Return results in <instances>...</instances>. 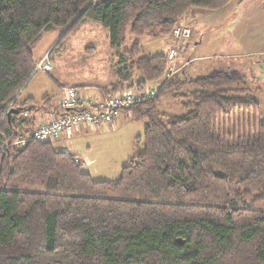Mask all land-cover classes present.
Instances as JSON below:
<instances>
[{
	"label": "trees",
	"instance_id": "trees-1",
	"mask_svg": "<svg viewBox=\"0 0 264 264\" xmlns=\"http://www.w3.org/2000/svg\"><path fill=\"white\" fill-rule=\"evenodd\" d=\"M229 1L0 0V264H264V122L246 74L168 77V53L179 46L146 53L137 39L153 27L173 39L196 9ZM84 19L110 31L112 49L126 43L128 31L136 37L120 53L117 84L101 90L158 89L121 110L114 125L74 129L116 126L121 112L144 121L116 180L93 179L75 154L56 147L63 133L28 139L47 122L26 117L37 101L19 102L37 72L34 49L44 33H64L52 52ZM187 85L199 89L179 94ZM178 94L185 113L161 110L162 98ZM43 101L42 109L60 113L52 99Z\"/></svg>",
	"mask_w": 264,
	"mask_h": 264
},
{
	"label": "rangeland",
	"instance_id": "rangeland-1",
	"mask_svg": "<svg viewBox=\"0 0 264 264\" xmlns=\"http://www.w3.org/2000/svg\"><path fill=\"white\" fill-rule=\"evenodd\" d=\"M239 13L241 14L238 10H231L229 14H219L206 21L204 18L199 19L196 15L189 16L187 24L192 27V36L180 43L175 42L173 37L170 39L159 35L158 27H153L150 33L137 39L146 53L168 52L170 47L178 45L179 55L172 65H174L175 74L181 79L184 76L186 78V74L192 78L205 76L212 70L231 69L245 73L246 84L251 89V96L261 106V120L264 122V65L262 64L260 68L257 63L256 65H254L255 62L251 63L253 59L259 58L257 54L259 49L253 47V50L248 49L250 40L261 38L264 41V25L247 20V15L246 18L242 15L239 19ZM63 34L58 30L46 31L43 39L36 45L34 50L36 62L38 63L48 55L52 69L50 71L39 70L30 78L21 92L20 104L26 99L34 98L37 101L36 104L41 106L44 98L48 97L57 107L58 102L68 94L61 90L60 84H66L70 88L101 86L106 90H112L118 82L119 71L123 68L120 53L128 49L136 39L131 31H128L126 43L117 49H112L110 31L97 21L84 19L80 30L61 39L58 46L51 52ZM197 35L198 39L205 35L203 44L198 49L195 48ZM261 54L263 60L264 54ZM190 55L193 56L192 64L186 63ZM203 55H210L208 61H196L197 56ZM210 67L213 69L206 72ZM138 76L136 73L134 77ZM163 80L164 78L157 84ZM151 87H155V83L145 87L142 91ZM194 88L196 87L193 85H187L181 89L179 94H186ZM179 94L176 97L162 98L159 104L161 110L167 113L173 111L180 112V114L185 113L184 104L179 103ZM127 114L130 116L129 113ZM240 118L238 114L228 119L227 132L230 131V126H235L241 121ZM144 129V121L129 118L128 121L124 120L122 125L116 123V126L103 125L91 130L75 132L65 137L64 143L81 161L85 163L88 159L93 161L88 165L82 164V169L89 172L93 179L116 180L121 176L123 166L129 163L135 153L136 137L143 135Z\"/></svg>",
	"mask_w": 264,
	"mask_h": 264
},
{
	"label": "built area",
	"instance_id": "built-area-1",
	"mask_svg": "<svg viewBox=\"0 0 264 264\" xmlns=\"http://www.w3.org/2000/svg\"><path fill=\"white\" fill-rule=\"evenodd\" d=\"M192 36V28L187 23L176 26L173 30V38L178 41H186ZM264 54V52H263ZM179 55L178 47H173L168 53L171 64L177 60ZM52 64L48 55L44 56L37 64L35 71H50ZM174 65H171L168 77L175 75ZM68 93L58 102L60 113L47 123L40 125L37 130L28 139L37 142H46L56 140L62 133L71 134L74 129L81 125L111 124L121 110L129 109L137 102L147 100L157 94V88H148L145 93H135L130 89L119 90L112 94H107L101 90L103 96L95 99L85 96L74 87H65ZM26 140H19L17 145H24Z\"/></svg>",
	"mask_w": 264,
	"mask_h": 264
},
{
	"label": "crops",
	"instance_id": "crops-1",
	"mask_svg": "<svg viewBox=\"0 0 264 264\" xmlns=\"http://www.w3.org/2000/svg\"><path fill=\"white\" fill-rule=\"evenodd\" d=\"M231 10H238V11L241 12V14L239 13V15H240L239 19L242 18V15L244 16V18H246V15H247V20H250L251 22H258L259 24L264 25V0H230L229 3L226 6L220 8V9H217V10L208 11V10H205V9H196L195 10V15H196V17L198 16L199 19H203L204 18L205 21H206L208 19H212L214 17H217L219 14L220 15L229 14V12H231ZM235 15H236V12H235ZM205 30H207V29H205ZM204 31H203V33H204ZM193 37H194V35H193ZM198 38H199V36L197 35V37L195 38V41H196V45H195L196 47L195 48H197V49L199 48L200 45L203 44V41L205 39V35L203 37L201 36L200 39H198ZM263 43H264V41L261 38L260 39L255 38L254 40H250L248 42V45H249L248 49L249 50H253L252 47L255 48V49H257V48L259 49L258 52H257V54L259 55V58L253 59L251 61V63L255 62L254 65H256V63H257L260 68H261L262 64L264 65V58H263V60L261 58V55H262L261 53L264 52V44ZM246 48H247V42H246ZM248 54H251V53H248ZM254 54H256V53H254ZM189 57L190 58H187L188 62H186V63L192 64V62H193L192 57L193 56L190 55ZM209 57H210V55H203V56H199V57L197 56L196 57V61H200V60L201 61H208L207 59H209ZM212 69H213V67H210V68L207 69L206 72H208V71H210ZM251 73L252 72H250V74ZM196 77H198V76H194V78H196ZM65 87H69V86L66 85V84H60L61 90L65 91V89H64ZM73 87L78 88L77 86H73ZM101 89H103V88H101V86L100 87L99 86H85V87H82L79 90L85 96H89V97L97 99L98 97H100V90ZM195 89H199V87H196L193 90H195ZM29 99H33V100L36 101V99H34V98H29ZM29 99H26V100H29ZM26 100H24V101H26ZM42 105L39 106V109L37 111L26 115V117L35 118L39 124H41L42 122H50L56 116V112H54L52 109H50V110L42 109ZM129 118L133 119L131 116H128V114L126 112H121L120 116L117 119V124L120 123L122 125L124 123V120L128 121ZM82 130H90V129H88V128L83 126V127H81V129L79 131H82ZM74 133H75V131H73L70 135L67 134V133H63L54 142L56 147H58L59 149L67 148L68 151L72 153V151L69 149V147L66 145V143H64V141L66 140L65 137H67V136L69 137V136H71ZM81 162H82L81 164L85 163L84 161H81ZM92 162H93L92 160L88 159V160H86L85 164L88 165V164H91Z\"/></svg>",
	"mask_w": 264,
	"mask_h": 264
}]
</instances>
